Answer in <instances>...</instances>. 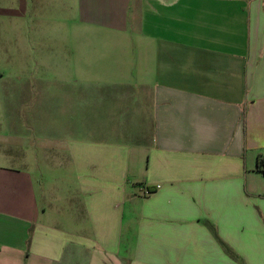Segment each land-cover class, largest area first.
<instances>
[{
  "label": "crops",
  "instance_id": "1",
  "mask_svg": "<svg viewBox=\"0 0 264 264\" xmlns=\"http://www.w3.org/2000/svg\"><path fill=\"white\" fill-rule=\"evenodd\" d=\"M60 9L76 29L3 98L33 135L0 134V264H264V0Z\"/></svg>",
  "mask_w": 264,
  "mask_h": 264
},
{
  "label": "rangeland",
  "instance_id": "2",
  "mask_svg": "<svg viewBox=\"0 0 264 264\" xmlns=\"http://www.w3.org/2000/svg\"><path fill=\"white\" fill-rule=\"evenodd\" d=\"M9 2L10 0H0V134H8L16 146L17 132L20 131V135L26 138H32L33 135L32 118H25L31 110V99L3 101V98L16 97L24 80L32 83L38 77L40 69L37 67V60L47 54L44 52L49 48L47 46L65 44V35L76 29L78 20H71L72 15L66 14L68 10L65 6L70 0H53L52 5L58 10L46 11L41 16L33 15V11L23 15L18 11L16 3L12 7L10 3V9ZM5 6L9 9L8 12H3ZM5 109L13 112L19 110L26 114L7 118ZM7 121L8 128H5Z\"/></svg>",
  "mask_w": 264,
  "mask_h": 264
},
{
  "label": "trees",
  "instance_id": "3",
  "mask_svg": "<svg viewBox=\"0 0 264 264\" xmlns=\"http://www.w3.org/2000/svg\"><path fill=\"white\" fill-rule=\"evenodd\" d=\"M259 166H262L263 169H262V172L264 173V159H260L259 160ZM206 225L210 228V230L212 231L213 235L215 236V238L218 240V242L222 245V247L224 248V250L232 255L234 258H236L237 256L234 255V253L220 240V238L218 237L217 233H216V230L213 226V224H211L210 222L208 221H205Z\"/></svg>",
  "mask_w": 264,
  "mask_h": 264
}]
</instances>
